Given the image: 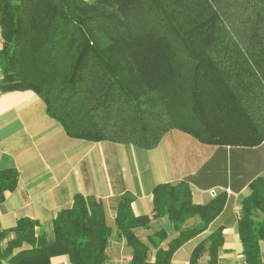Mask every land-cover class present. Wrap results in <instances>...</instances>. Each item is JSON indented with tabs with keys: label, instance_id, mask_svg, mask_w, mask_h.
<instances>
[{
	"label": "trees",
	"instance_id": "trees-1",
	"mask_svg": "<svg viewBox=\"0 0 264 264\" xmlns=\"http://www.w3.org/2000/svg\"><path fill=\"white\" fill-rule=\"evenodd\" d=\"M0 35V93L34 91L71 137L143 149L174 128L210 144L264 138V0H0ZM17 178L15 169L0 170V196ZM250 188L238 230L246 264H259L264 177ZM132 201L130 192L120 197L115 228L132 249L131 264H147L149 247L134 228L147 227L150 217L134 215ZM223 202L195 204L184 180L157 184L152 216L168 217L175 228L196 214L202 222L159 248L155 263L170 264ZM111 233L102 202L76 194L54 218L53 240L30 218L0 230V264L8 256L11 264H48L57 253L71 264H104ZM208 241L214 252L221 239ZM23 243L31 248L13 254ZM209 260L217 264L216 252Z\"/></svg>",
	"mask_w": 264,
	"mask_h": 264
},
{
	"label": "crops",
	"instance_id": "crops-1",
	"mask_svg": "<svg viewBox=\"0 0 264 264\" xmlns=\"http://www.w3.org/2000/svg\"><path fill=\"white\" fill-rule=\"evenodd\" d=\"M2 80L0 70V85ZM9 168L18 172V178L16 186L0 196V230L30 218L39 222L47 241L53 240L57 213L70 208L74 196L82 194L102 202L106 223L112 228L104 264H131L132 249L114 223L120 197L130 192L134 215L150 217L148 226L134 228V233L149 247L147 264H156L159 248L166 249L182 230L201 225L197 214L179 228L166 216H152L153 188L184 180L195 204L206 205L217 197L224 202L201 232L172 252L170 264H190L194 248L201 243L206 244L197 264H210L215 252L217 264H246L238 230L239 210L251 191L250 183L264 177V138L249 146L210 144L174 128L151 149L74 138L47 113L45 102L34 91L12 90L0 93V170ZM157 232L164 234L157 237ZM219 238L211 252L208 240ZM30 248L23 243L13 254ZM259 250V264H264V239L259 241ZM9 259L2 264H11ZM48 264L71 263L67 254L57 253L49 257Z\"/></svg>",
	"mask_w": 264,
	"mask_h": 264
}]
</instances>
